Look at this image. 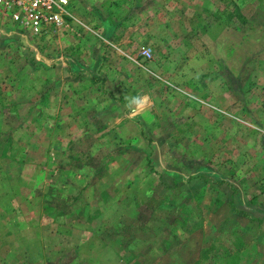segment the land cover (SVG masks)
Masks as SVG:
<instances>
[{
  "label": "rangeland",
  "instance_id": "rangeland-1",
  "mask_svg": "<svg viewBox=\"0 0 264 264\" xmlns=\"http://www.w3.org/2000/svg\"><path fill=\"white\" fill-rule=\"evenodd\" d=\"M67 10L43 36L0 12V264H264V0Z\"/></svg>",
  "mask_w": 264,
  "mask_h": 264
},
{
  "label": "built area",
  "instance_id": "built-area-1",
  "mask_svg": "<svg viewBox=\"0 0 264 264\" xmlns=\"http://www.w3.org/2000/svg\"><path fill=\"white\" fill-rule=\"evenodd\" d=\"M67 6L68 0H0V12L31 36L60 29L68 15Z\"/></svg>",
  "mask_w": 264,
  "mask_h": 264
},
{
  "label": "crops",
  "instance_id": "crops-1",
  "mask_svg": "<svg viewBox=\"0 0 264 264\" xmlns=\"http://www.w3.org/2000/svg\"><path fill=\"white\" fill-rule=\"evenodd\" d=\"M124 26V25H123ZM111 28H113L112 26H111ZM236 28H235V33H234V37H232V39L234 38V39H236ZM232 31V30H231ZM230 31V32H231ZM226 34H229V32H227ZM233 34V33H232ZM221 38H224V41L227 43L228 41V36L227 35H224L223 37H221ZM233 42V41H232ZM230 46L232 47V49L233 48H238V46H239V42L236 40V41H234V44L233 43H231L230 42ZM225 47L227 48V46L225 45ZM233 50H230V54H228V55H231V56H233ZM235 60H236V58H234ZM231 67H232V63H231ZM221 69H223V67H221V66H218V68L217 69H215L216 70V72H215V74H216V76H218L219 78H222V80H223V83H222V85H221V82L219 81V80H216L217 81V83L216 84H218V82H219V84H220V86H217L216 87V92L218 93V94H225V92L226 91H230V92H232L233 91V82H234V84H236V81H237V78L235 79L234 78V74L235 73H233V70L231 71V73H229V72H226V75L225 76H221V72L220 71H218V70H221ZM224 70V69H223ZM191 72L188 74V71L187 70H185L184 71V73H185V76L184 77H187V75H191L192 76V71H193V69L192 70H190ZM203 77H208V76H211L210 75V73H208V72H201L200 73ZM191 78L192 77H190L189 79H188V84L190 85V87L192 88H190L191 90H189V91H185L184 89L182 90V92L183 93H185V94H187L188 96H190L189 97V100H190V107H192V108H201V107H203V106H206V107H210V108H213V109H216V110H218V111H220L221 113H223L224 115H222V114H219V116L220 117H224V118H228V119H230V121H233V118L234 119H238L237 118V116L233 113V104H231V105H229V107L231 108V111L230 112H228V111H226V110H224L223 108H222V106L220 105L221 104V96L219 97V98H217V99H219L220 101H216V100H213L212 99V96H211V94H212V92L211 91H209L208 90V88H207V84L202 80L201 81V84H202V86H200L201 87V89L197 92V93H195L194 91H193V89H194V85H196L195 84V82H196V80L195 79H192V82H191ZM226 78H227V80H229L230 79V82H227V81H225L226 80ZM235 80V81H234ZM226 82H227V84H226ZM230 83V85H228ZM217 94V95H218ZM211 96V97H210ZM225 108V107H224ZM227 116H229V117H227ZM232 118V119H231ZM217 124H219V123H217ZM217 124H216V122L214 121V126H217Z\"/></svg>",
  "mask_w": 264,
  "mask_h": 264
},
{
  "label": "clouds",
  "instance_id": "clouds-1",
  "mask_svg": "<svg viewBox=\"0 0 264 264\" xmlns=\"http://www.w3.org/2000/svg\"><path fill=\"white\" fill-rule=\"evenodd\" d=\"M127 103L126 107L129 111V115L135 117L142 111L146 110L149 105L150 98L147 95H136L125 98Z\"/></svg>",
  "mask_w": 264,
  "mask_h": 264
}]
</instances>
